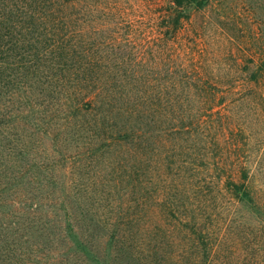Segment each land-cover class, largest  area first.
I'll use <instances>...</instances> for the list:
<instances>
[{
  "label": "trees",
  "instance_id": "trees-1",
  "mask_svg": "<svg viewBox=\"0 0 264 264\" xmlns=\"http://www.w3.org/2000/svg\"><path fill=\"white\" fill-rule=\"evenodd\" d=\"M122 1L0 0V100L11 104L21 99L28 93L25 80L31 79L43 98L26 100L32 103L31 113L45 114L56 107V117L63 115L66 125L85 126L87 130L77 132L89 133L87 153L67 162L86 164L98 154L115 155L108 161L113 188L124 184L130 193H124L123 199L118 195L121 221L112 223L111 261L177 264L191 253L189 245L214 244L197 218L187 219L189 211L195 210L179 205L174 197L191 191L192 185L199 189L196 194H210L205 178L196 173L197 158L219 147L228 130L235 137L242 130L226 115L220 75L210 69L213 59L205 58L203 46L182 35L191 12L207 7L210 0H169L158 37L141 33L146 21ZM247 63L256 65L249 81L260 88L264 47ZM197 100L202 107L195 111ZM216 115L226 120L216 124ZM36 120L37 125L43 121ZM235 143L230 147L233 153L240 149V143ZM200 160L206 170L208 163ZM235 169L220 178L221 193L262 210L250 169L243 162ZM185 183L184 191L180 185ZM159 210L163 218L172 219L171 229L143 223L147 218L152 225ZM184 222L190 227L183 229ZM65 229L73 247L90 264H109L73 225L68 222ZM159 235L164 238L161 242ZM114 244L122 245L119 256L111 258Z\"/></svg>",
  "mask_w": 264,
  "mask_h": 264
},
{
  "label": "rangeland",
  "instance_id": "rangeland-1",
  "mask_svg": "<svg viewBox=\"0 0 264 264\" xmlns=\"http://www.w3.org/2000/svg\"><path fill=\"white\" fill-rule=\"evenodd\" d=\"M121 4L144 18L141 33L158 37L169 0H123ZM207 5L191 12L182 35L203 46L205 58L213 59L210 69L220 75L226 115L242 132L235 137V132L228 130L219 147H212L208 156H198L196 173L205 178L210 194H196L199 189L194 185L186 192V183L180 185L185 194L174 198L179 205L195 210L189 211L187 219L197 218L214 245H189L191 253L175 262L264 264V85L258 88L249 81L256 65L247 63L250 55L264 47V0H210ZM25 83L29 86L27 97L21 94V99L11 104L0 100V264H90L67 236L68 222L101 258L120 264L110 259L109 236L112 223L121 221L118 195L123 199L130 191L124 184L113 188L116 184L111 182L108 161L115 155L98 154L86 164L67 162L87 153L89 133L77 132L85 126L66 125L63 115L56 117V107H49L45 114L31 113L32 103L26 100L40 102L43 98L31 79ZM200 106L197 100L193 109ZM36 118L43 121L37 125ZM214 119L216 124L226 120L221 115ZM236 140L240 149L233 153L230 147ZM200 159L208 163L206 170ZM239 162L250 169L251 185L262 210L238 204L220 191L221 179L234 173ZM151 220V226L150 219L143 223L171 229L172 219L163 218L160 210ZM188 225L184 222L182 228ZM163 239L158 236L159 242ZM114 245L111 258L119 256L122 244Z\"/></svg>",
  "mask_w": 264,
  "mask_h": 264
}]
</instances>
